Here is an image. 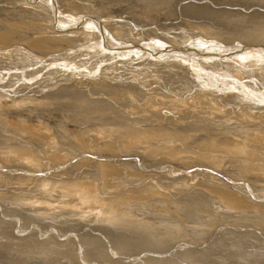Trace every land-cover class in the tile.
<instances>
[{
	"label": "rangeland",
	"instance_id": "374dc122",
	"mask_svg": "<svg viewBox=\"0 0 264 264\" xmlns=\"http://www.w3.org/2000/svg\"><path fill=\"white\" fill-rule=\"evenodd\" d=\"M39 4L0 0V41L2 48L8 47L0 57V264H264V181L255 174H241L238 163L264 169L260 158L264 146L249 140L244 154H233L231 128L240 102L224 97L218 111L214 97L215 109L204 103L199 109L190 99L188 113L174 109L171 99L175 96L179 103L184 99L176 87L180 82L146 67L144 72L143 57L123 65L110 63L105 53L72 52L55 39H40L42 20L53 13L49 0ZM56 4L61 25L75 28L79 37L92 32L81 28L84 20L97 19L111 34L133 33L141 39L158 35L176 41L173 44L206 34L221 43L241 41L232 46L242 50L249 47V40L240 37L248 34L244 25L250 15L264 19V0H56ZM33 39L47 46L34 50L28 44ZM252 78L241 81L253 82ZM165 83H170L168 91ZM169 86L177 88L175 95ZM124 87L130 95L118 93ZM138 89L148 94L161 91L164 95L157 97L169 102L160 103L162 107L158 101L152 107L153 102L140 104L134 96ZM222 109L229 121L235 117L230 124L228 119L213 118V111L224 113ZM208 111L210 118H200ZM193 112L199 114L196 119ZM174 113L186 123L179 125ZM147 115H154V121L149 117L147 123ZM211 117L230 126L232 134L215 120V126L224 127L216 132ZM207 118L213 122L208 133L202 128ZM257 118L256 123L264 116ZM125 119L132 123L128 128H123ZM259 122L254 130L264 137V124ZM169 125L183 130V135L175 131L170 143L138 142L134 136L141 131L165 136L173 130ZM230 198L238 199L239 206L228 205Z\"/></svg>",
	"mask_w": 264,
	"mask_h": 264
},
{
	"label": "bare ground",
	"instance_id": "6f19581e",
	"mask_svg": "<svg viewBox=\"0 0 264 264\" xmlns=\"http://www.w3.org/2000/svg\"><path fill=\"white\" fill-rule=\"evenodd\" d=\"M19 1H21L23 3H26L27 5L31 4L32 6H39L40 5L39 3L42 0H19ZM59 2H61V1H59ZM49 3L52 6V10L51 11L53 13V15H52L53 17H51L50 18L51 20H50L49 17L47 18L46 16H44V18L45 17L46 18L44 20H42L45 27L43 29V31H44L43 34H42L43 37H41L40 39H43V41L45 39H55V40H57L59 42L58 43L59 45L68 46V49L70 51H72V52L76 51L78 49L79 50L81 49L83 54L84 53H86V54H88V53L96 54L97 53L96 55H98V54L100 55V53H105L109 57V59H110L109 62L110 63L116 62V63L122 64V65L127 63L128 61L138 62V61H140L139 59L143 57V59L147 60L146 62H143V64L140 62L141 63L140 65H142L144 67L143 69H145V67H146L147 69L150 70V73H155V72L164 73L163 77L167 76V77L170 78V76H171L172 79L180 82L179 85L177 84L176 87L179 86V90H180L181 94L183 95L182 98H184V99H182V101H180V103H179L178 100H175V96H174V99L173 98L171 99V101H172L171 105H173L171 107L174 108V109L178 108L179 111L184 109L185 110L184 112H186V113L189 112L187 109H189V107L192 106V105H190L192 103L190 101V99L194 100V101L192 100L193 101L192 104H194L193 106H195V107L198 106V108H199V105H201L200 107H202V104L204 103V104L212 105L210 107H213L215 109L217 106L216 107H214L215 105L213 106V103L216 102V100H214L213 97L218 100L217 103H214V104L217 105L219 103V101H220V103L223 102L222 100H223L224 97L225 98L229 97V99H230V97L232 96V97H234L235 100H233L231 98L232 100L230 99L228 101H230V102L232 101L235 104L240 102L238 104V105H240L239 106V111L238 112L235 111L238 114L236 115V113L234 112V115H236L235 117L237 119H239L240 121H238L237 119L235 121H233L232 118L234 116L232 115L233 117L230 118L231 119L230 121L231 122L233 121L234 125L232 123V126H233L232 128L230 126L228 127V125H227V127H228L227 132L228 131L230 132L231 130H229V128H231L232 131H234L236 133V135H234L235 133L233 132L234 134H232L231 133L232 131H231L230 133L232 134L231 137L233 139L232 140L230 138H228V140L226 139L227 141H229V139H230L234 143V147L236 146V149L232 150L233 154H237V155L244 154L245 151H246L245 144H247V146H248V141L249 140L251 142L253 141V143L255 142V144L257 143L258 144V145L256 144L257 146H264V143H263L264 137H261V135H259V133L254 130L255 125L258 124V122H259L258 121L256 123V121H255L256 119H254V117L257 118L259 116H262V117L264 116V19H260V18L255 19V18H253L254 15L253 16L250 15V17H249L250 21L249 22L247 21L248 24L244 25V27L247 28V33L248 34H246L243 37H240L242 39H245L246 41L249 40L248 44L246 45V46H249V47L242 50V49H236L235 46H232V45H236V44H241V41L240 42L239 41L235 42V41H232V40L225 41V40L221 39V41H223L221 43V42L218 41V40H220V38H213V37H210L209 35H206V34H204L203 37H192V38H189V39L187 38L188 40L186 39L187 41H185L183 44L182 43L173 44L176 41L169 40V39L165 40V39H162V37H160L158 35H152L151 37L149 36V37H147L145 39H141L140 36L138 38L135 37V35H137V34H133V33H130V34L129 33L128 34H126V33H123V34H119V33L111 34L110 32H108L105 29V27L103 25H101L98 21H96L97 19L96 20H92V21H90L91 19L84 20L85 24H81L80 25L81 28L82 27H86L88 29V27H89V28H91L92 32L91 33H87V34L83 35L82 37H79L78 30H76L75 28H70L68 25H61L62 23H60L61 21H60V19H58L59 17H57V15H56L57 14L56 10L58 8L57 4H56V0H49ZM61 3H63V2H61ZM47 5H49V4L47 3ZM58 16H59V14H58ZM256 17H258V16H256ZM90 22H93V23L91 24ZM77 24H80V23H77ZM96 37L98 39H100L99 42H97V41L93 42L94 39H97ZM154 37H156V38H154ZM43 41L36 40V39L28 40V44L33 45L32 47H34V50H38L39 51V50H41V49H43V48H45L47 46V44L43 43ZM160 41H161V43H159ZM2 42L3 41H0V57L3 56L2 51L6 50V49L3 50V48H8V47H3L2 48V46H1ZM228 42H230L229 44L231 45V47H230V45H228ZM243 42H244V40H243ZM8 43H10V42H8ZM125 45H127V47ZM227 45L229 47H227ZM17 46L21 47V45H17ZM22 47L25 48V49H28L29 46L26 47V46L22 45ZM123 47H125V48H123ZM5 52L7 53V51H5ZM143 52L146 55L145 54L136 55V53L140 54V53H143ZM15 57H17V56H15ZM148 58H150V59L148 60ZM256 66H257L256 69L248 70V68H252V67L255 68ZM144 72H146V69H145ZM158 76L160 77L161 75H158ZM153 77L155 79V76H153ZM247 77L248 78H252L253 77L252 78L253 82H251V81L248 82V80H247V83L241 81V80H243V79H245ZM154 79H152V80H154ZM155 80H157V79H155ZM173 82H175V81H173ZM170 83H172V82H170ZM169 84L167 83V85H169ZM183 84H187V86H185L187 88V90L185 89L186 91H182V89L184 90V88H182ZM165 85H166V83H165ZM167 85L165 86V88H167L166 90L168 91V86ZM139 86H142V85H139ZM143 88H146V86L143 87ZM170 88H172V89H170ZM175 88L172 87V86H169V91L170 90L173 91L174 95L176 94L174 92ZM154 89H155V87H154ZM128 90L129 89L124 87V88L121 89V91H118V89L115 90V91H118V93H126L127 94ZM134 90L136 91L135 88H134ZM138 90L140 91V89H138ZM142 90L140 92H135L134 93V96H136V97H138L140 99V102H139L140 104H144V103L145 104H147V103L149 104L150 102L151 103L153 102L152 104H150V107H152L151 105H156V103H157L156 101H158V103H157L158 106H161V104L163 102H167V103L169 102L168 100H165V99L163 100L161 97H157L158 95L159 96H163L164 95V94H162L161 91L160 92L158 91L156 93H154V91H153L152 94L151 93L148 94V93H144L145 91L143 92ZM188 93H190V94L187 95L186 97H184L185 94H188ZM128 94H129V92H128ZM132 95H133V93H132ZM170 95L172 96L173 94L171 93ZM145 97H148V98H150L152 100L151 101L148 100L146 102V100L143 99ZM165 98H167V97H165ZM130 99L134 100V98H132V96H131ZM206 99H207V101L209 103L207 101H205ZM186 100L190 101V103H188L187 106L184 105L186 103ZM200 100H202V101H200ZM135 102H136V100L134 101V103ZM224 102H226V101L224 100ZM136 103H138V101ZM226 105H225V107H226ZM245 105L248 106V108L245 107V108L248 109V111L251 109L249 112H247V110L243 108V106H245ZM129 106H130V104H129ZM140 106H142V105H140ZM219 106H220V104H218V107H217L216 110H218V111L220 110L221 111V109H218V108H220L223 105H221L220 107ZM203 107L205 108V106H203ZM206 107L208 108L209 106L206 105ZM210 107H209V109H211ZM227 107H229V106H227ZM207 108H206V111H207ZM230 108H233V107H230ZM167 110H169V109H167ZM216 110L213 111L215 113H212V114H214V115H212V116H214L213 118H216L218 120H225L226 122L229 121V119H228L229 117L227 118L228 119V121H227V119H226L227 115H225V111H223V109H222V112H224V113H219ZM227 111L228 110H226V112ZM194 112H193V114L190 113V115L192 114L194 116V114H195ZM228 112L231 113V112H233V110L229 109ZM147 113H148V111H147ZM163 113L164 112H162V114ZM166 113H168L167 114L168 116H171V114L169 112L166 111ZM171 113H172V111H171ZM176 113H174L173 115H176L177 120H179L178 118L181 117L180 116L181 114L178 116ZM202 113H200V114H202ZM208 113H209V111L207 113H204L205 115L202 114L200 116V118L202 116H203L202 117L203 119H206L204 116H208L210 118V114L206 115ZM229 113H227L228 116H231ZM127 114H129V113H127ZM151 114H153V112ZM151 114L148 113V115H151ZM197 114H195V119L197 117ZM164 115H165V113L163 114V116ZM167 115H165L164 117L166 118ZM153 116L154 115L146 117L147 118V119L145 118L146 122L148 121L149 117H151L152 121H154L153 120L154 119ZM188 116H189V114H188ZM190 117L191 116H189V118ZM235 117L233 119H235ZM117 118H118V120L120 119L119 117H117ZM160 118H162V117H160ZM172 118H173V116L171 117V119ZM185 118H188V117H185ZM193 118L194 117H192L191 119H193ZM209 118H207V120H205V121L203 120V122H205V124H206V121L210 120ZM213 118L211 117V119L214 122V124L210 120V123L212 122L211 125L209 124L210 126H206L204 124V126L202 127V128L206 127V129H204V131H206L207 133H208L207 128L211 127L212 124H213V127H214L216 123L217 124L219 123L220 125H222V123H223V122L220 123V121H218L216 119L215 120L217 122L215 123V120H213ZM247 118H248V122H247ZM151 119H149V121L147 123L151 122L150 121ZM155 119H157V118H155ZM173 119L171 121H174ZM123 121H124V123L122 122L123 123V128H124V126H125V128H128L129 126L126 127V125L127 124L129 125V123H130L128 121V119H125ZM164 121H167L170 124V122H169L170 120L169 119L168 120L165 119ZM181 121H182V119H181ZM230 121L228 122L229 124H230ZM134 122H135V124H137L136 121H134ZM161 122L163 123L162 120H161ZM178 122H179V125H180V123H186L185 119H184V122H180V120ZM195 123H196V120H195ZM198 123L200 124L201 122H198ZM207 123H209V122H207ZM259 123L260 124H262V123L264 124V119L261 120V122H259ZM130 124L132 125V123H130ZM142 124L144 125L146 123H142ZM165 124H166V122H165ZM199 124L197 125V127L201 128L202 124H200V126H199ZM120 125H122V124H120ZM137 125L135 127H137ZM176 125H177V123L174 124V122H173V126H175V127H173V126L170 127V125H169V128H172V127L176 128ZM183 125L184 126L185 125L188 126L189 124L188 125L187 124H183ZM149 126L152 127L151 125H149ZM153 126H154V124H153ZM192 126L194 127L195 124L192 125ZM135 127H133V128H135ZM188 127H190V125ZM213 127H211V128H213ZM215 127L217 129H215ZM215 127H214V129H215L216 132L217 131H223L224 127L227 128L225 126V124H224L223 129H222V126H221V128L218 126L220 130H218L217 126H215ZM256 127H258V126H256ZM166 128H168V126ZM183 128L184 127H182V129ZM137 129H139V128H137ZM190 129L194 130L195 128L190 127ZM128 130H130V129H128ZM140 130H142V129H140ZM201 130H203V129H200V131ZM175 131L173 129L172 132H170L168 135H165V136L162 135L161 133H159L158 131H156V133L153 132L154 134L153 133H150V134L149 133H143V131H141L142 133L141 132L140 133L136 132V134L134 136L136 138V141H138V142H139V140L152 141V142H154L153 140H155V142L158 141V140H161V141H158V142H159V144L162 145V143H160V142L163 141L166 144V142L169 141V143H170L171 138L175 136L176 132L181 133V131H183V130H179V131H176V132ZM212 131H214V130H212ZM212 131H210V133ZM215 131L213 133H211V134L215 135L214 134ZM146 132H147V130H146ZM184 132H187V131H184ZM198 132H195V133L198 134ZM202 133L204 134L205 132H202ZM199 134H198V137L200 136ZM181 135H183V134L181 133ZM190 135H191V132H190ZM207 135H209V134H206V136ZM216 135H218L220 137L219 134H216ZM229 135L230 134H228L227 137H229ZM233 135L235 136V138L233 137ZM191 136H193V135H191ZM194 136H196V134ZM219 137H217V139ZM224 137L225 136L223 135V139H224ZM114 138H115V136H114ZM213 138H215V137H213ZM168 139H170V140H168ZM188 139H190V138L188 137ZM200 139H201V137H200ZM210 139H212V138H209V140ZM219 139H221V138H219ZM203 140L204 139H202L201 141H203ZM246 140H247V143H245ZM182 141L184 142V140H182ZM198 141H200V140H198ZM213 141H214V139H213ZM222 141H225V140H222ZM152 142H149V143H152ZM177 143L179 144V142H177ZM215 143H213V144H215ZM173 144H176L175 140H174ZM249 144H251V143H249ZM210 145H212V144H210ZM220 145H222V143ZM220 145H219V147H221ZM212 146H211V149H212ZM172 147H173V145H172ZM222 147H224V145H222ZM180 148H182V147H180ZM227 148H230V147L228 146ZM231 148H232V146H231ZM253 148H254V146H253ZM228 150L229 149H227V152H229ZM211 151H213V149ZM175 154L180 155L179 153H175ZM230 154H231V152H230ZM239 157H240V155H239ZM260 158L264 159V151H263L262 154H260ZM213 159H215V158H213ZM210 160H211V158H210ZM220 162H218V163H220ZM214 163H217V162H214ZM218 163L216 165H219V168H221L222 167V163H221V165L218 164ZM238 163H240L241 174H253V175L255 174L256 176L257 175L260 176V179L264 181V169H254L253 165L251 167H249V165H247L244 162L241 163V161H239ZM101 168H103V167H101ZM263 168H264V166H263ZM104 170H107L106 167H105ZM102 171L103 170H101V172ZM219 194H220V192H219ZM221 196L222 195H220V197ZM226 196H228V195H226ZM231 197H233V196H231ZM225 199H226V197H225ZM223 200H224V198H223ZM227 200H226V203L228 205L237 206V207L239 206L238 199L230 198L228 201ZM15 201H16V203H20L19 199L15 200ZM228 205H227V209L229 208ZM225 208H226V206H225ZM230 209H232V208L230 207Z\"/></svg>",
	"mask_w": 264,
	"mask_h": 264
}]
</instances>
